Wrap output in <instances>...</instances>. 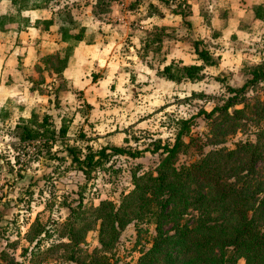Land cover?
I'll return each mask as SVG.
<instances>
[{
    "label": "rangeland",
    "instance_id": "374dc122",
    "mask_svg": "<svg viewBox=\"0 0 264 264\" xmlns=\"http://www.w3.org/2000/svg\"><path fill=\"white\" fill-rule=\"evenodd\" d=\"M115 2L130 7L134 0ZM136 2L137 9L143 11L145 1ZM166 3L169 7L178 5L176 0ZM240 3L248 17H243L238 27L234 26L237 18H232L235 23L220 36L222 23L215 18L219 3L211 2L214 18H206L212 22L210 39L206 38L203 45L216 54L213 56L219 58V65L206 67L199 81L155 80L152 71L158 69L156 63L149 68L136 63L113 69L120 73L116 76L120 81L100 86L91 83L81 91L70 82L54 87L45 80L63 75L65 69L57 75L62 65L57 57L62 58L66 48L43 58L34 74L26 76L28 85L22 98L9 103L13 111L8 104L0 107V264H77L61 260L64 252L51 254L53 245L68 243L70 238L84 242L79 247L88 253L98 248L99 223L91 220V209L104 201L118 205L123 196L133 193L136 178L156 175L167 153L155 149L173 145L182 120H190L189 131L182 137L186 146L172 154L166 166L179 169L201 163L214 150H233L240 142H256V134L264 126L256 113L264 110V106H256L264 101V81L236 100H243L247 107L237 105L228 112L216 111L211 117L202 114L225 106L234 96L227 87L240 88L247 80L248 67L264 60V21L251 19L255 7H264V0ZM229 6L221 3L220 10ZM100 8L104 13L108 9ZM178 10L186 13L188 9L181 5ZM108 11L110 14L111 9ZM32 93L37 96L31 97ZM243 108L242 113L234 114ZM44 116L47 119L39 128ZM26 120L35 122L42 136L21 138L23 133L16 126ZM113 147L140 153L119 155ZM102 149H107L106 156L100 158ZM72 153L81 158L93 155L101 162L82 172ZM257 168L264 173V163H258ZM72 220H78L74 235L67 225ZM81 220L89 226L82 239L78 235L84 227ZM172 222L167 218L162 221L165 234L173 233ZM154 228L135 220L126 225L111 250V263L140 264L142 252L150 248ZM237 264L245 263L240 258Z\"/></svg>",
    "mask_w": 264,
    "mask_h": 264
},
{
    "label": "trees",
    "instance_id": "16d2710c",
    "mask_svg": "<svg viewBox=\"0 0 264 264\" xmlns=\"http://www.w3.org/2000/svg\"><path fill=\"white\" fill-rule=\"evenodd\" d=\"M11 1L21 12L30 7H47L51 0H35L33 3H30L31 0ZM112 1L115 0H97L96 9L99 13L106 14ZM136 1L139 0H134L131 9L137 8L139 3ZM100 7L108 9L104 13L105 9L101 10ZM181 13L186 16L189 11ZM63 16L76 28L69 11H65ZM254 16L255 19L264 21V7H255ZM2 22L3 19H0V24ZM69 31H62V40L66 41L68 46L63 57H57V63L62 64L57 75H61L59 73L66 68L74 45L83 37L82 30L73 35ZM167 37H170L167 28H152L144 41V53H160L162 43ZM192 45L202 65L185 66L172 63L157 70V76L175 83L195 82L203 78L206 67H218L219 58H215L212 52L204 48L203 41L194 40ZM246 77V82L240 88L227 87L228 92L234 96L228 99L225 106L221 109L214 108L209 113L202 111V114L211 117L216 111L228 112L237 105L247 107L243 100H236L238 97H244L250 87L264 81V60L248 67ZM256 106H264V101H258ZM244 108L234 110V114L242 113ZM256 113L259 116L258 121L263 119L264 122V110ZM46 119L47 116H44L39 128L44 126ZM34 123L32 120H26L16 126V129L23 133L21 138L34 139L42 136V132L35 129ZM189 124L190 120L180 121L173 145L155 149L167 153L161 163L162 169L156 175L146 174L136 178L133 193L123 196L118 205L104 201L91 209V220L99 223L98 248L88 253L79 247V244L84 242L70 238L68 243L53 245L51 254L64 252L65 254L60 256L61 260L77 264H112L111 250L121 230L135 220L155 227L150 248L142 252L140 264H237L240 258L245 264H264V173L259 172L257 168L258 163H264V143L261 142L264 138V126L257 132L255 143L240 142L233 150H214L203 157L201 163H193L179 169L166 166L170 156L186 146L182 137L189 131ZM64 129L60 130L61 134L65 132ZM112 150L119 155L136 156L140 153L132 154L119 147H113ZM106 151L107 149H102L99 152L100 158L106 156ZM72 160L82 172H85V167L101 162L99 159L94 160V156L89 154L81 158L72 153ZM166 218L173 221L172 234H165L162 230V221ZM73 220L67 224L72 235L78 221L73 223ZM81 223H84V227L78 235L82 239L89 226L83 220Z\"/></svg>",
    "mask_w": 264,
    "mask_h": 264
},
{
    "label": "crops",
    "instance_id": "0c3cea01",
    "mask_svg": "<svg viewBox=\"0 0 264 264\" xmlns=\"http://www.w3.org/2000/svg\"><path fill=\"white\" fill-rule=\"evenodd\" d=\"M144 1L143 11L112 1L107 17L96 9L97 0H51L47 7H30L21 12L11 0H0V19H3L0 24V107L8 104L10 112L13 111L9 103L22 98L28 85L26 76L34 74L43 58L67 48L68 43L62 40L63 29H69L72 35L82 30L83 37L74 45L63 75L48 76L45 82H51L54 87L70 82L81 91L91 83L100 86L120 81L116 77L120 73L113 69L131 64L149 68L156 63L157 70L172 63L202 65L191 42L196 38L204 43L206 38L210 39L212 19L206 22V18L213 12L211 2L219 3L215 18L217 23L220 20L222 23L220 36L235 23L232 18H237L234 26L238 27L241 19L249 15L247 9L240 8L242 0H176L177 7L174 4L169 7L166 0ZM33 2L35 0L30 3ZM162 3L168 7L163 8ZM221 3L230 6L220 10ZM181 5L188 8V15L183 16L178 10ZM65 11H69L76 28L64 19ZM251 19L260 22L254 13ZM154 27L167 28L170 37L163 41L160 53H144V41ZM157 70L152 71L155 80L171 82L160 79ZM141 73L148 72L142 70Z\"/></svg>",
    "mask_w": 264,
    "mask_h": 264
}]
</instances>
